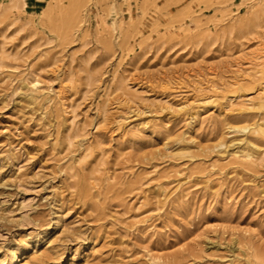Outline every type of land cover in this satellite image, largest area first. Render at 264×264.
Here are the masks:
<instances>
[{
	"label": "rangeland",
	"instance_id": "374dc122",
	"mask_svg": "<svg viewBox=\"0 0 264 264\" xmlns=\"http://www.w3.org/2000/svg\"><path fill=\"white\" fill-rule=\"evenodd\" d=\"M264 0H0V264H264Z\"/></svg>",
	"mask_w": 264,
	"mask_h": 264
},
{
	"label": "bare ground",
	"instance_id": "6f19581e",
	"mask_svg": "<svg viewBox=\"0 0 264 264\" xmlns=\"http://www.w3.org/2000/svg\"><path fill=\"white\" fill-rule=\"evenodd\" d=\"M261 53H264V49H262V51H260V53L259 54H261ZM254 62H253V64H255L257 67H259V69H261L260 71H261V73H263L264 72V58L263 57H254V60H253ZM19 264H23V263H19Z\"/></svg>",
	"mask_w": 264,
	"mask_h": 264
}]
</instances>
